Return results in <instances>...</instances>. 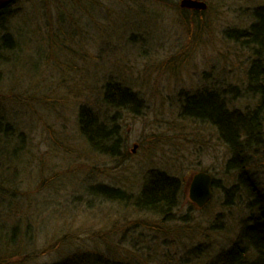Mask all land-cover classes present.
Here are the masks:
<instances>
[{
	"label": "rangeland",
	"instance_id": "374dc122",
	"mask_svg": "<svg viewBox=\"0 0 264 264\" xmlns=\"http://www.w3.org/2000/svg\"><path fill=\"white\" fill-rule=\"evenodd\" d=\"M201 1L207 10L192 25L151 0L10 6L17 47L0 48V264H205L229 246L246 214L244 200L222 204L236 181L228 150L209 124L181 116L180 102L244 90L250 52L227 32L245 29L264 0ZM108 79L136 95V113L102 102ZM79 106L114 128L105 145L116 156L92 152L79 136ZM150 172L181 181L171 220L91 193L106 185L135 197ZM198 172L215 180L201 209L187 195Z\"/></svg>",
	"mask_w": 264,
	"mask_h": 264
},
{
	"label": "trees",
	"instance_id": "16d2710c",
	"mask_svg": "<svg viewBox=\"0 0 264 264\" xmlns=\"http://www.w3.org/2000/svg\"><path fill=\"white\" fill-rule=\"evenodd\" d=\"M151 1L167 3L168 7L178 11L179 16L191 25L195 21L201 23L205 13L180 9L178 4L169 0ZM9 8L10 6L0 12V48L5 51L17 47L15 40L7 32ZM251 17L250 24L245 29L227 32L229 40L242 44L250 52L244 90L239 92L237 88L230 87L224 90V97L222 92L216 91L193 96L183 95L180 102V115L209 124L228 150L225 169L236 174V181L229 188H223V206L231 208L230 199L233 196L237 198L238 207L243 200L245 202L242 213L246 216L239 223L233 240L205 264H264V180L261 181L258 177V171L264 169V6L253 8ZM182 24L185 26L184 22ZM186 31L189 33L188 29ZM190 37L191 35L187 36L188 40ZM227 94L231 97L226 98ZM239 99L250 102L252 108L244 112L232 108V103ZM102 102L106 106L124 108L133 113H136V108L141 104L129 88L111 79L102 85ZM77 130L92 152L116 156L115 144L105 145L112 138L114 128L109 130L104 123H99L97 115L85 106L78 108ZM181 189L182 184L178 178L169 177L162 172H150L135 197L106 185L95 186L91 193L111 202L130 204L135 212L146 211L166 221L174 218ZM0 232L3 233L1 229Z\"/></svg>",
	"mask_w": 264,
	"mask_h": 264
},
{
	"label": "water",
	"instance_id": "95a60500",
	"mask_svg": "<svg viewBox=\"0 0 264 264\" xmlns=\"http://www.w3.org/2000/svg\"><path fill=\"white\" fill-rule=\"evenodd\" d=\"M13 0H0V12L8 8ZM180 9L192 11H205L207 4L201 0H180ZM135 146H133V150ZM188 198L197 208H203L212 198V178L208 173L198 172L193 174L188 182Z\"/></svg>",
	"mask_w": 264,
	"mask_h": 264
},
{
	"label": "bare ground",
	"instance_id": "6f19581e",
	"mask_svg": "<svg viewBox=\"0 0 264 264\" xmlns=\"http://www.w3.org/2000/svg\"><path fill=\"white\" fill-rule=\"evenodd\" d=\"M147 177H148V176H147ZM147 177L145 178L144 182L146 181ZM144 182H143V184H144ZM138 212H140V213H148V212H146V211H138ZM149 214H151V213H149Z\"/></svg>",
	"mask_w": 264,
	"mask_h": 264
}]
</instances>
